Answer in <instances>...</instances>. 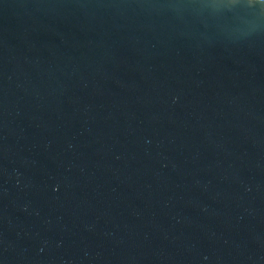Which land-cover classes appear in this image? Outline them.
Masks as SVG:
<instances>
[{"label":"water","instance_id":"1","mask_svg":"<svg viewBox=\"0 0 264 264\" xmlns=\"http://www.w3.org/2000/svg\"><path fill=\"white\" fill-rule=\"evenodd\" d=\"M0 264H264V0H0Z\"/></svg>","mask_w":264,"mask_h":264}]
</instances>
